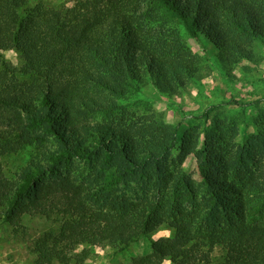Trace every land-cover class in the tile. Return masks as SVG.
I'll return each instance as SVG.
<instances>
[{
	"label": "rangeland",
	"instance_id": "rangeland-1",
	"mask_svg": "<svg viewBox=\"0 0 264 264\" xmlns=\"http://www.w3.org/2000/svg\"><path fill=\"white\" fill-rule=\"evenodd\" d=\"M76 1L28 0V7H70ZM244 1L253 11L259 36L242 37L222 27L226 34L221 37L222 51L206 39L197 22L192 28L198 36L193 38L182 25L155 10L156 21L146 25L153 35L150 43L156 47L177 37L184 47L175 59L179 65L175 64L174 73L163 69L156 77L142 75L138 90L127 86L120 74L108 78L110 90L94 91L96 104L91 111L70 114V124L129 135L131 154L107 159L106 150L100 148L90 160L59 165L42 177L39 186L69 180L91 191L94 200L88 206L98 212L118 216L151 205L164 220L150 234L131 232L119 246L79 247L73 255L82 258L71 264H130L136 257L154 256L151 244L172 237V225L182 221H191L196 229H210L213 224L221 229L264 226V0ZM147 2H142L143 11ZM155 53L165 63L166 54ZM3 56L14 68L23 65L14 50ZM32 134L43 136V131ZM107 137L106 142L116 143L114 135ZM58 149L56 141L46 137L41 144L3 157V172L20 182L24 170L49 169L51 155ZM151 156L159 159L151 160ZM127 160L138 164L135 171L126 170ZM110 182L113 186L103 190ZM210 184L224 197L214 215L216 221L207 217L216 203L208 192ZM3 219L0 216V264H35V242L44 234L56 233L62 224L58 216H24L23 228L16 233ZM223 255L216 248L211 264H221Z\"/></svg>",
	"mask_w": 264,
	"mask_h": 264
},
{
	"label": "trees",
	"instance_id": "trees-1",
	"mask_svg": "<svg viewBox=\"0 0 264 264\" xmlns=\"http://www.w3.org/2000/svg\"><path fill=\"white\" fill-rule=\"evenodd\" d=\"M142 2L77 0L70 7L45 8L28 7V0H0V216L16 233L23 228L24 216L62 218L56 233L44 234L35 242V264L79 263L82 256L73 255L79 247L119 246L131 232L150 234L164 223L159 209L151 205L118 216L98 212L88 206L94 200L91 191L69 180L39 186L42 177L59 165L90 160L100 148L106 150L107 159L118 153L130 156L129 135L98 126L79 127L68 120L70 114L92 110L94 91L110 90L108 78L120 74L127 86L138 90L142 75L156 77L163 69L174 73L179 65L175 59L184 47L177 37L156 47L150 43L153 35L146 25L156 21L154 11L161 10L193 38L198 36L192 28L197 22L217 51L223 50L222 34L226 37L222 27L242 37L259 36L253 11L244 0H148L146 11ZM8 50L19 54L21 67L5 60L3 52ZM155 52L166 54L165 63ZM37 129H42L43 136L32 134ZM108 134L115 136V144L106 142ZM84 135L90 145L85 144ZM46 137L59 146L51 155L50 168L24 170L20 182L8 179L2 158L41 144ZM127 161L126 170L135 171L138 164ZM112 186L110 182L102 189ZM213 188L210 184L208 192L216 203L207 217L216 221L214 215L224 197ZM171 229L172 237L151 244L154 256H139L130 264H211L216 248L224 254L221 264H264V226L221 229L213 224L200 230L191 221H182Z\"/></svg>",
	"mask_w": 264,
	"mask_h": 264
}]
</instances>
